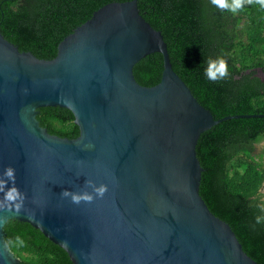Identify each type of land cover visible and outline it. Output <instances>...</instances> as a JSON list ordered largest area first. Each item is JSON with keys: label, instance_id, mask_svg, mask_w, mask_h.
I'll list each match as a JSON object with an SVG mask.
<instances>
[{"label": "water", "instance_id": "1", "mask_svg": "<svg viewBox=\"0 0 264 264\" xmlns=\"http://www.w3.org/2000/svg\"><path fill=\"white\" fill-rule=\"evenodd\" d=\"M154 53L161 79L145 87L133 68ZM47 107L69 110L79 136L49 134L37 120ZM238 118L264 115L215 120L173 70L138 0L96 10L52 60L0 33V175L14 167L23 193L19 213L0 210V264H20L4 248L10 220L40 231L72 264H257L199 193L201 134ZM101 184L106 193L91 203L62 195H95Z\"/></svg>", "mask_w": 264, "mask_h": 264}, {"label": "trees", "instance_id": "2", "mask_svg": "<svg viewBox=\"0 0 264 264\" xmlns=\"http://www.w3.org/2000/svg\"><path fill=\"white\" fill-rule=\"evenodd\" d=\"M129 0H0V33L20 52L52 60L58 44L106 4ZM141 16L163 35L173 70L215 120L236 115H264V10L246 5L237 15L210 0H138ZM223 57L229 75L209 81L208 58ZM163 58L154 53L133 68L135 80L152 87L160 82ZM37 120L49 134L76 139L79 129L64 108H41ZM264 118L229 119L201 134L197 157L203 168L200 196L208 209L229 224L244 252L264 264V226L257 194L264 183ZM5 241L20 235L25 244L11 251L20 264H72L67 253L29 224L8 221Z\"/></svg>", "mask_w": 264, "mask_h": 264}, {"label": "clouds", "instance_id": "3", "mask_svg": "<svg viewBox=\"0 0 264 264\" xmlns=\"http://www.w3.org/2000/svg\"><path fill=\"white\" fill-rule=\"evenodd\" d=\"M212 6L221 10L230 12L237 15L245 10L246 5H258L260 10H264V0H210ZM204 75L209 81L223 80L229 75V66L226 59L223 57L208 58L206 60V67ZM107 191V185L101 184L93 188V193L89 192H70L64 190L62 195L64 197H71L74 204H79L82 201L91 203L97 197L103 198ZM257 194L261 195L260 202L257 204L260 215L254 217L255 226H264V191H259ZM23 206V193L16 186V169L12 166L5 167L2 175H0V210L15 211L19 213ZM25 244L24 239L20 235L15 236V242L12 240L4 241V248L9 252L13 251L16 247H23Z\"/></svg>", "mask_w": 264, "mask_h": 264}, {"label": "rangeland", "instance_id": "4", "mask_svg": "<svg viewBox=\"0 0 264 264\" xmlns=\"http://www.w3.org/2000/svg\"><path fill=\"white\" fill-rule=\"evenodd\" d=\"M262 73L260 71H258L257 72V75L260 78H263L264 79V75H262ZM256 147L259 149V153L264 155V145H263V143L258 144ZM263 189H264V187L260 191H263Z\"/></svg>", "mask_w": 264, "mask_h": 264}, {"label": "flooded vegetation", "instance_id": "5", "mask_svg": "<svg viewBox=\"0 0 264 264\" xmlns=\"http://www.w3.org/2000/svg\"><path fill=\"white\" fill-rule=\"evenodd\" d=\"M260 72L262 73V71L260 70ZM262 75H264V73H262ZM258 76V75H257ZM259 77V76H258ZM262 80H264L263 78H261ZM263 145H264V143H263ZM255 153H256V155H258V156H260L261 154L259 153V149L256 147V151H255ZM264 186H262V188H263ZM261 188V189H262ZM264 190V189H263Z\"/></svg>", "mask_w": 264, "mask_h": 264}]
</instances>
